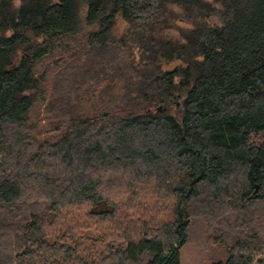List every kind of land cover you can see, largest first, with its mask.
<instances>
[{
    "label": "trees",
    "instance_id": "trees-1",
    "mask_svg": "<svg viewBox=\"0 0 264 264\" xmlns=\"http://www.w3.org/2000/svg\"><path fill=\"white\" fill-rule=\"evenodd\" d=\"M198 220L264 251V0H0V264H180Z\"/></svg>",
    "mask_w": 264,
    "mask_h": 264
},
{
    "label": "rangeland",
    "instance_id": "rangeland-1",
    "mask_svg": "<svg viewBox=\"0 0 264 264\" xmlns=\"http://www.w3.org/2000/svg\"><path fill=\"white\" fill-rule=\"evenodd\" d=\"M99 90L100 87L92 91V102H95ZM111 95H115V89L111 91ZM42 106V98L37 97V102L29 114L31 119L43 117ZM107 106V103L103 105L105 111H108ZM44 121L45 119L42 120V123H44ZM86 233L91 237H96L98 235L94 230H89ZM207 241L208 234L205 221H193L188 229V241L179 250L180 264H213L226 261V250L219 244H208ZM253 264H264V251L255 255Z\"/></svg>",
    "mask_w": 264,
    "mask_h": 264
},
{
    "label": "water",
    "instance_id": "water-1",
    "mask_svg": "<svg viewBox=\"0 0 264 264\" xmlns=\"http://www.w3.org/2000/svg\"><path fill=\"white\" fill-rule=\"evenodd\" d=\"M256 192H257V187L255 188V190H254L253 194H255Z\"/></svg>",
    "mask_w": 264,
    "mask_h": 264
}]
</instances>
